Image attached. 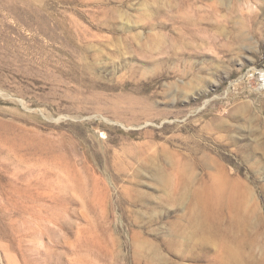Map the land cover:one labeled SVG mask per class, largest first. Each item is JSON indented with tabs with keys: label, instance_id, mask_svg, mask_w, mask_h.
I'll return each mask as SVG.
<instances>
[{
	"label": "rangeland",
	"instance_id": "obj_1",
	"mask_svg": "<svg viewBox=\"0 0 264 264\" xmlns=\"http://www.w3.org/2000/svg\"><path fill=\"white\" fill-rule=\"evenodd\" d=\"M224 240L264 264V0H0V264Z\"/></svg>",
	"mask_w": 264,
	"mask_h": 264
},
{
	"label": "bare ground",
	"instance_id": "obj_2",
	"mask_svg": "<svg viewBox=\"0 0 264 264\" xmlns=\"http://www.w3.org/2000/svg\"><path fill=\"white\" fill-rule=\"evenodd\" d=\"M158 170V169H157ZM156 170V171H157ZM220 170V169H219ZM159 171H161V170H159ZM156 173V172H155ZM162 174V173H161ZM157 175V174H156ZM159 175V174H158ZM158 175H157V177H158ZM160 177V176H159ZM163 178V177H162ZM159 179V178H158ZM166 179V178H165ZM164 181V180H163ZM222 182H223V180H222ZM214 186V185H213ZM222 186H224V185H222ZM219 189V188H218ZM221 189V188H220ZM211 190V189H210ZM221 191V190H220ZM213 192V191H212ZM228 192V191H227ZM222 194H224V192L222 193ZM214 195V194H213ZM222 197V196H221ZM220 197V198H221ZM219 199V198H218ZM227 199V198H226ZM214 200V199H213ZM206 206V205H205ZM207 208V207H206ZM205 208V209H206ZM215 208V207H214ZM205 209H203V210H205ZM208 209V208H207ZM209 210H211V209H209ZM202 211V210H201ZM210 211H208V213H207V211H206V213H207V215L209 214V216H210V214H212L211 212H212V210H211V212L209 213ZM206 215V216H207ZM212 216H213V214H212ZM210 218H212V217H210ZM207 219H209V217H207ZM206 219V220H207ZM222 219V218H221ZM201 220V219H200ZM205 220V221H206ZM222 223V222H221ZM209 225V224H208ZM210 227V226H209ZM214 227H216V226H214ZM210 229V228H209ZM213 229V228H212ZM215 230V229H214ZM219 239V238H218ZM206 240V239H205ZM211 242V241H210ZM222 242V241H221ZM224 242H225V240H224ZM226 243V242H225ZM211 247V246H210ZM215 247H216V245H215ZM219 248H221V247H219ZM223 248V249H222ZM222 248H221V250H223V251H221L220 250V254H221V257L220 256H218V258H220V259H217L218 261H219V264H232V262H236L235 260H240V258H241V255H242V249L240 248V247H238V246H236V245H234V244H231V243H226V244H224L223 246H222ZM208 251V250H207ZM214 253V252H213ZM207 254H209L208 252H207ZM219 255V254H218ZM213 256V255H212ZM242 259V258H241ZM216 262V261H215ZM213 264V263H212ZM215 264H218V263H215ZM234 264H236V263H234Z\"/></svg>",
	"mask_w": 264,
	"mask_h": 264
}]
</instances>
